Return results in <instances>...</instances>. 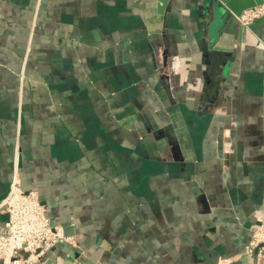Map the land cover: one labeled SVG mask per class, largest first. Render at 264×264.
<instances>
[{"label": "crops", "instance_id": "1", "mask_svg": "<svg viewBox=\"0 0 264 264\" xmlns=\"http://www.w3.org/2000/svg\"><path fill=\"white\" fill-rule=\"evenodd\" d=\"M14 167L66 236L45 264H248L264 18L243 27L212 0H0V204Z\"/></svg>", "mask_w": 264, "mask_h": 264}, {"label": "built area", "instance_id": "2", "mask_svg": "<svg viewBox=\"0 0 264 264\" xmlns=\"http://www.w3.org/2000/svg\"><path fill=\"white\" fill-rule=\"evenodd\" d=\"M264 15V5L244 10L241 25ZM0 207L7 219L0 227V264H45L48 251L66 237L62 227L51 224L35 189L22 188L16 167L9 190Z\"/></svg>", "mask_w": 264, "mask_h": 264}, {"label": "rangeland", "instance_id": "3", "mask_svg": "<svg viewBox=\"0 0 264 264\" xmlns=\"http://www.w3.org/2000/svg\"><path fill=\"white\" fill-rule=\"evenodd\" d=\"M261 18H264V15L253 19L246 26H242L250 28L255 21ZM256 249L257 251L254 257V252ZM244 254L248 264H264V193H262L261 208L256 215V223L252 228V235L245 247Z\"/></svg>", "mask_w": 264, "mask_h": 264}, {"label": "water", "instance_id": "4", "mask_svg": "<svg viewBox=\"0 0 264 264\" xmlns=\"http://www.w3.org/2000/svg\"><path fill=\"white\" fill-rule=\"evenodd\" d=\"M159 1L161 4L164 5L165 0H159ZM260 5H264V0H212V11L213 14L216 16L223 15L225 12H230L234 16H239L244 10ZM62 243L63 242L57 243L48 251L46 255L47 259L49 258V254L52 251V249ZM256 251L257 249L254 252V257L256 255ZM40 263L41 261L35 264H40ZM86 264H96V263L90 261L89 263Z\"/></svg>", "mask_w": 264, "mask_h": 264}, {"label": "bare ground", "instance_id": "5", "mask_svg": "<svg viewBox=\"0 0 264 264\" xmlns=\"http://www.w3.org/2000/svg\"><path fill=\"white\" fill-rule=\"evenodd\" d=\"M237 17V20L239 21V18H238V16H236ZM239 23H240V21H239Z\"/></svg>", "mask_w": 264, "mask_h": 264}]
</instances>
